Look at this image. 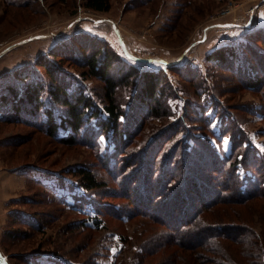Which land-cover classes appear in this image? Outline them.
I'll use <instances>...</instances> for the list:
<instances>
[{"label": "rangeland", "instance_id": "1", "mask_svg": "<svg viewBox=\"0 0 264 264\" xmlns=\"http://www.w3.org/2000/svg\"><path fill=\"white\" fill-rule=\"evenodd\" d=\"M86 2L0 0V90L14 81L22 93L27 80L39 79L31 69L50 48L59 45L80 59L101 44L103 50L114 54L109 73L115 79L120 77L117 74L120 68L122 72L135 68L136 72L162 70L167 73L162 81L167 94L162 101L170 113L167 118L153 116L147 120L146 135L153 137L167 127L168 121L184 118L188 105L198 111L191 114L194 119L185 117L187 126L193 129L181 132L189 151L182 168L188 169L193 161L195 166L200 163L207 156V144L222 156L232 154L242 159L249 148H256L255 154H264V82L260 87L250 88L236 76L238 67L242 75L250 72L248 69L253 65L248 60L257 65L255 73L264 76L261 67L264 37L254 33L258 31L255 29H264V0H109L107 11L90 8ZM220 47L228 51L232 47L233 59L227 54L224 63L219 64L211 57ZM255 47L260 50L256 52ZM230 62L232 69L226 67ZM63 67L70 91L81 93L83 90L101 105L104 82L84 76L85 67H76L68 61ZM15 68L29 77L15 76ZM41 70L47 76L46 68ZM134 71H131L133 75ZM189 73H194L192 79ZM44 81L50 82V79L45 77ZM134 87L120 84L117 88V97L128 111ZM43 100L47 104L51 100L47 84ZM25 103L23 107L32 106ZM46 105L38 113L41 125L46 122L43 116ZM9 106L0 105V111ZM55 109L56 115L63 113V109ZM146 110L140 106L133 116ZM195 114L200 118L202 115L201 121ZM90 119H85L78 141L71 146L60 144L43 127L16 118L0 119V249L4 255H9L13 264H207L206 250L203 257L193 259L191 249L181 248L185 256L178 263L171 261L165 247L143 256L147 242L163 225L146 215L129 219L126 210L129 199L122 197L121 192L125 190L123 176L127 169L133 171L136 167L131 163L124 168L121 160L113 174L108 165L98 163L104 148L114 144L108 132L97 133V119ZM227 124L231 127L225 128ZM199 144L203 146L197 149ZM128 155H123L124 160L132 159ZM237 165L245 180L264 176V171L256 173L242 160ZM79 166L88 167L107 184L86 189L81 175L73 172ZM198 167L201 169L202 165ZM209 177L205 174L204 178ZM246 183L249 182L245 181L243 187ZM137 188L138 184L133 182L126 192L132 193L135 189L136 194ZM160 198L154 195L155 201ZM96 202L114 204L119 216L107 215L103 219L97 212ZM217 205L223 209L224 222L247 224L251 228L248 229L254 233L252 242L258 245L253 249H260L255 253L262 256L264 264V198ZM227 215L232 217L225 218ZM225 241L226 245L221 241L217 244L216 255L226 261L234 258L244 261L239 264H251L250 258L241 257V243Z\"/></svg>", "mask_w": 264, "mask_h": 264}, {"label": "trees", "instance_id": "2", "mask_svg": "<svg viewBox=\"0 0 264 264\" xmlns=\"http://www.w3.org/2000/svg\"><path fill=\"white\" fill-rule=\"evenodd\" d=\"M86 5L99 11H107L110 7L109 0H87ZM255 30L258 31L254 33L264 37L263 28ZM262 40L264 42V38ZM229 49L230 51L220 47L211 53V57L221 62L219 64H223L227 54L231 59L234 57L235 51L231 50L232 47ZM63 50L58 45L50 48L47 54L36 60L35 68L32 67L33 70L31 69V71H36L35 74L39 76V79H36L35 82H30V79L27 80V83L23 84L22 93L16 88L14 81L5 84L4 89L0 90V105L9 106L11 104V108L9 106L7 107L9 109L0 111V119L9 121L8 119L16 118L34 124V126L43 127L60 144L71 146L78 141V133L81 132V128L86 122L85 119L96 118L98 122L96 127L99 128L97 133L108 132L109 136L106 135L114 144L104 148L102 158L98 160V163L108 165L113 174L117 170V163H120L121 160H123L122 166L124 168L131 163L136 167L133 171L130 169L123 171L122 186L125 187V190L121 192L123 193L122 197L129 199L126 203L129 219L135 215H146L149 218L153 217L152 219L160 220L163 225H161V231L147 242V249L143 256H147V253L154 249L165 247L170 252L171 261L178 263L185 256L181 253V248H188L191 249V254H194L193 259H196V256L201 257L202 255L203 257V251L206 250L208 252L205 255L207 264H239V262H244L234 258H229V261H226L214 253L219 241L226 245L225 240L231 239L235 243H241L243 253L241 257L243 259L250 258L251 264H262V256L255 253L260 249H253L257 244L252 242L254 233L249 231L248 228L250 227L247 224L224 222L223 209L217 204L227 202L239 204L256 198H264V176L261 179L249 177L245 180L238 172L239 167H236L242 160L254 172L263 173L264 154L260 152L255 154L256 148H249L242 159L232 154L222 156L212 145L207 144L205 146L207 156L198 163L199 166L202 165L201 169L198 164L195 166V161L189 165L188 169L185 165L182 168L181 164L189 151L186 149V142L183 143L181 132L193 129L192 126H187L185 117L194 119L191 114L198 112L192 105L187 104L184 118L168 121L165 125L167 127L158 130L153 137H149L151 134H145L147 120L153 116L166 117L170 113L166 102L162 101L163 95L167 94L164 91L165 86H162V81L167 78L165 71L139 70L136 72L137 69L135 68H126L122 72L123 70L120 68L117 73L120 77L115 79L109 73L114 54L110 50H103L101 44L96 45L91 53H87L85 58L80 59L72 57ZM255 50L258 52L260 49L255 47ZM246 53L249 55L248 52ZM246 59L248 60L247 56ZM258 60L262 59L259 57ZM65 61L76 67H85L86 71L82 72L84 76L96 77L104 82L102 86L104 99L101 100V105L96 102L93 96L86 95L83 90L81 93L70 91L64 79L63 63ZM248 61L253 65V68L249 67L248 69L250 72L242 75L238 67L236 76L244 80L250 88L260 87L264 82V76L255 73L258 70L257 65L252 60ZM230 66H232V62L226 67L232 69ZM42 67L46 68L47 76L41 70ZM240 67L245 69L244 66ZM261 67L262 73H264V65ZM61 70L62 73H59ZM131 71L136 73L133 75ZM27 74H30V71ZM14 75L23 79L29 77L19 68H15ZM193 75L194 73H189L188 77L192 79ZM45 77H48L50 82L44 81ZM46 84L51 94V100L48 104L43 100V90ZM120 84L131 86V88L135 85L129 111L124 109L117 97V88ZM23 102H26L25 105L31 104L32 106L23 107ZM45 105L43 116L46 122L44 121L45 125H41L38 113ZM140 106H144L147 110L142 114H135L136 117H134L135 110L139 109ZM55 108L63 109V113L56 115ZM22 109L24 111L21 115ZM220 111L221 109H218V112ZM87 113H89L88 116H86ZM195 117L201 121L202 115L200 118V115L195 114ZM124 118L126 119L123 120ZM235 123L236 121H234ZM230 127L229 124L225 125V128ZM201 143L203 142L201 141ZM137 145H139L138 148ZM202 146V144L197 145V149ZM125 153H129L128 156L130 157L133 156L132 159L127 157L124 160L123 155ZM136 153L137 157L134 159ZM168 168L170 170L166 171ZM73 172L81 175L82 184L86 189L100 188L107 184L105 181L99 180L97 175L88 167L79 166L74 168ZM126 172L129 173L126 175ZM196 172L201 173L197 174ZM136 173L141 174V177L139 178ZM46 174L51 176L49 173ZM205 174L210 175L208 180L204 178ZM36 180L44 183V185L48 184L41 179ZM131 180L138 184L136 194L134 193L135 189L132 193L126 192V188L133 183H130ZM212 180L213 183H211ZM245 181L249 183L243 187ZM154 195L162 198L155 201ZM165 196L167 199L164 198ZM95 204L98 214L102 215L103 219L107 215L119 216V210L114 204L103 202H96ZM107 204L109 205L108 208L106 207ZM233 211L236 212L237 210L234 209ZM231 217L230 215L225 216V218ZM98 221L101 222V220ZM6 257L13 264L9 255ZM25 259L30 262L28 258Z\"/></svg>", "mask_w": 264, "mask_h": 264}, {"label": "water", "instance_id": "3", "mask_svg": "<svg viewBox=\"0 0 264 264\" xmlns=\"http://www.w3.org/2000/svg\"><path fill=\"white\" fill-rule=\"evenodd\" d=\"M0 263L1 264H11L1 249H0Z\"/></svg>", "mask_w": 264, "mask_h": 264}, {"label": "built area", "instance_id": "4", "mask_svg": "<svg viewBox=\"0 0 264 264\" xmlns=\"http://www.w3.org/2000/svg\"><path fill=\"white\" fill-rule=\"evenodd\" d=\"M224 11H228V9H226V10H223L222 12L224 13Z\"/></svg>", "mask_w": 264, "mask_h": 264}]
</instances>
